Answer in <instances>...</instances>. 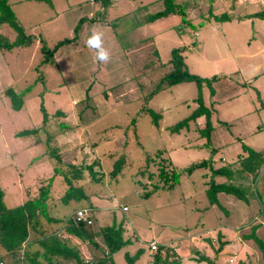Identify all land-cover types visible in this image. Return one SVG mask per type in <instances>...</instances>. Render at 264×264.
<instances>
[{"label":"rangeland","instance_id":"rangeland-1","mask_svg":"<svg viewBox=\"0 0 264 264\" xmlns=\"http://www.w3.org/2000/svg\"><path fill=\"white\" fill-rule=\"evenodd\" d=\"M49 1L7 0L18 25L34 39L25 46L0 49V188L5 206L17 205L24 199L19 193L22 186L33 195L38 173L47 176L54 173L52 167H57L71 174L68 166L73 165L82 170L80 180L74 183L81 185L87 199L95 200L89 202L92 230L120 224L122 238L129 242L111 255L114 264H126L125 254L131 256L139 248L143 252L133 264H152L156 252L167 254L170 261L178 260L179 264H206L194 261L198 255L192 250L197 247L210 256L213 264H264V255L255 242L243 237L257 222L259 228L253 230L264 244V212L254 193L248 190V199L253 203L249 202L248 208L232 222L226 214L229 202L223 201L219 208L207 202L202 177L208 172L207 162V167L182 172L171 188L160 184L153 188L157 166L153 164L156 159L151 161L157 151H162L175 169L182 170L201 159L210 160L213 165L230 162L241 150V144L264 150V115L259 116L262 133L228 132L231 128L226 125L214 127L217 132L211 133L212 142L206 145L199 134L203 127L197 128L196 122L187 132L169 131L174 121L185 118L188 104L193 105L189 96L196 95L194 82L187 83L192 84L193 90L184 96L185 102H172V93H179L177 87L159 90L149 100L151 91L169 70L163 65L169 60L172 47L187 50L184 60L193 74L203 71L209 75L214 70L210 63H203L202 59L199 62L201 56L209 61L230 57L246 73L247 68L255 67L252 73L257 74L258 67H264V52H254L264 43V0H176L186 3L185 17L197 28L180 25L178 15L171 14L154 21L146 32L138 23L145 13L161 8L158 0H105L106 5L102 0ZM144 2L148 6L141 10L143 6L138 4ZM258 12L263 13L253 15ZM222 15L229 19H212ZM199 22L203 24L198 26ZM177 29H181V34ZM92 31L103 33L109 62L97 61L95 50L86 46ZM148 33L151 36L144 37ZM0 35L10 43L16 32L1 24ZM64 38L72 39L53 52V63L43 62L40 47L44 44L45 48H52ZM248 55L252 58L246 59ZM200 63L207 69L194 67ZM69 65L78 68L68 74L65 69ZM234 83L241 89L238 81ZM186 86L183 85V92H188ZM7 89L19 97L23 94L19 109L11 107L4 94ZM251 91L248 89V94L256 95L255 89ZM166 104L170 110L163 113ZM260 105L264 110L259 97L257 107ZM143 107L157 114L156 125L151 115L141 110ZM44 122L48 125L40 128ZM199 125L204 126L202 122ZM38 126L41 135L34 134L38 143L34 144L28 137L30 130ZM38 157L42 160L36 164ZM96 158L98 163L93 164ZM115 159H120L122 166L112 174ZM89 165L93 175L86 169ZM57 176L54 186L59 193L64 185L60 174ZM257 186L264 191V172ZM227 198L235 200L231 195ZM87 199L56 200L49 212L59 209L58 215L66 218L76 209L88 206ZM203 227L205 231L201 230ZM151 241L155 242V249L149 247ZM219 244L222 249L216 253ZM106 252L104 249L98 256ZM19 257L21 249L14 256L2 255L7 264H15Z\"/></svg>","mask_w":264,"mask_h":264},{"label":"trees","instance_id":"trees-1","mask_svg":"<svg viewBox=\"0 0 264 264\" xmlns=\"http://www.w3.org/2000/svg\"><path fill=\"white\" fill-rule=\"evenodd\" d=\"M36 1H43L48 4L50 3L49 0ZM104 1L105 0H102V4L106 5ZM158 1L161 2V8L152 13H145L144 18L140 20L138 25L151 23L161 17L174 14L178 15V23L180 25L187 26L190 29L197 28L196 25H194L185 17V2L179 3L176 0ZM144 6L146 5H143V7ZM261 13L263 12L254 13L253 15L260 16ZM212 19L214 21H224L226 19H229V17L225 15L212 16ZM1 24H6L11 27V29L16 32V37L12 42L8 43L4 39V37L0 35V49H10L15 46H25L32 41L33 36L25 34L22 28L18 25L16 18L10 8V5L7 3V0H0V25ZM177 24H175V26ZM202 24L203 22H199L198 26ZM77 27H75V30L77 29ZM177 32L181 34V29H177ZM72 38H64L62 40H59L54 46H52V48H45L43 44L40 47V51L43 54V62L49 64L52 63L53 61L51 59V55L53 54V52L63 43L71 41ZM183 49L184 48L180 46L172 47L170 49V70L162 78L160 84L154 88L153 92H151L150 95L161 89L162 84L167 87L181 82H194L197 86L196 102L198 106L194 110H192L188 116L170 126L169 131L171 133H178L181 129L188 128L189 122H195L196 118L199 115H203L204 126L201 130H199V134L202 138L205 139L206 145H208L210 143L209 139L211 130L209 121L210 113L204 108L201 103L200 86L202 83H208V80H212L214 79V77L208 79L199 77L196 74L189 72L181 56ZM4 94L9 98L11 107L13 109L20 108V98L23 94H21L19 97L18 94L14 93V91H12L11 89H7ZM141 110H143L144 113L146 112L150 114L154 124H157V114H155V112L146 107H143ZM162 153V151H157L154 154L153 158H151V161L156 159V162L154 163L153 161V164H156L157 166V183H154L152 185L153 188H157L159 184L164 185L167 188H171L178 182L179 175L182 172L190 171V169L194 167H207V162L208 170H210L211 176H209V179L204 183V191L208 204L216 205L218 208L221 206L217 199L218 193H225L233 196L236 199L247 201L248 190L252 193L256 192V190H254V183L264 161L261 153L256 152L253 149L241 144V153H238L236 155L237 158L233 165H223L213 168L210 160H201L200 162L191 164L185 169L177 170L170 166L168 159L164 157ZM92 163L97 164V158L93 160ZM121 166L122 163L120 159L113 160L110 173L116 174L120 170ZM91 167L92 166L89 165L86 167V169H88L90 174L93 175ZM68 168L71 170V174H69L68 170L62 171L60 168L54 167V173H52L51 176L46 177L45 179H42L38 182V185L34 190V194L31 197H27L22 203L15 206H5L3 202V193L0 188V259H2L3 253L9 254L11 256L16 255L17 253H19L21 246L24 244L25 248L21 254L23 263L26 262L24 264H114L111 261V255L129 243L128 240L122 238V226L120 224L112 223L111 225H103L97 231H95L92 230V227L90 226L92 220L91 216L89 215L87 218H89L91 222L87 224L86 221L76 219L75 212H72L66 218L60 217L58 219H55L56 216L53 217V214L49 212V199H52V182L53 178L58 174H60L61 176V183L64 185V190L57 200L68 202L71 199H87V196L81 191V185L74 183L81 178V168L75 167L73 165L68 166ZM204 175L205 174H203V176ZM214 177H222L223 179L216 181L214 180ZM241 177H243L244 180L246 177L247 182H249L248 185H244L243 181L237 180V178ZM245 186L247 190L245 189ZM87 201L89 205L81 208H87L89 212L90 208H92V205H90L89 203V198L87 199ZM259 201L261 207L264 208V199H260ZM29 229L34 230L35 232L38 230L37 237L31 240V243L27 242ZM253 229L255 230V226L252 227V230L248 234L243 235V237L253 240L264 255V244L262 240H260V238L255 235ZM201 230L205 231L206 229L203 227ZM63 233L68 237L65 238V235ZM95 236L101 237L107 252L95 260L90 259L86 261L81 256L77 244L71 239L75 238L80 242L87 241L88 243H92L93 245H95V242L93 241ZM35 243L38 248L32 249ZM221 249L222 244H219V246L215 249V252L218 253L219 251H221ZM142 252L143 250L139 248L135 250L134 254L131 256L125 254L124 258L126 264H133V262ZM192 253L198 255L194 259L196 263L203 262L206 264H213L210 256L204 252H201L198 248H194V250H192ZM39 260H41L42 262H39ZM152 264L179 263L178 260L170 261L167 258V254L161 255L160 253L156 252L153 255Z\"/></svg>","mask_w":264,"mask_h":264},{"label":"crops","instance_id":"crops-1","mask_svg":"<svg viewBox=\"0 0 264 264\" xmlns=\"http://www.w3.org/2000/svg\"><path fill=\"white\" fill-rule=\"evenodd\" d=\"M147 3L148 2H144V3H140L138 5L139 6H143V5L147 4ZM147 6L148 5L144 6L142 8V10L146 9ZM152 23L153 22L146 23V24H143V25H138V26H139V28H141L143 31L146 32L147 30H149V28H147V27L150 24H152ZM149 34L150 33L146 34L144 37L151 36ZM142 39H144V38H142ZM150 41H151V43H153V40H150ZM262 44L263 45H261V47L258 46V48L254 51L255 55L264 52V43H262ZM192 50H193V48H192ZM186 51L187 50L183 49V52L181 53V55H182V58H183V62L186 65V67H187V69L189 71V66L184 60V56H185ZM125 52L128 55L129 52H127V51H125ZM247 58H252V57L248 55V56H246V59ZM201 59H202L203 63H206V64L210 63L212 65V67H214V70L212 72L208 73L209 75H206L207 73H204L203 71H194L195 72L194 74H196L199 77L208 78V79H210L211 77H214V79L208 80V83H202L201 86H200V100H201V103L204 106V108L210 113L209 114V121H210V125H211L210 139H209L210 143L212 142L211 141L212 140L211 133L212 132H217L216 130H214L215 129L214 127H222L224 125H226L225 127L227 129H229L228 127L231 128V129H229L228 132L234 131V132H238V133H243V132H246V133H260L261 132L262 133L263 132V126H262V123L259 122V116L260 115H264V110H263V107H261V105L259 107H257V103H258L259 97H260V100L264 102V84H263V82H264V67H262V68L258 67V69H260V71H258L257 74L252 73L255 70V67H253L250 70H249V68H247L248 73H246L245 69L238 67V65L235 63V61L232 58H230V57H222L219 61H217V60L209 61L205 57L201 56L200 59H199V62H200ZM125 63L127 65H129V66L131 65V63H129L128 58H125ZM203 63H200L199 65H195L194 67L195 68H199L200 70H206L207 68L201 66ZM163 66H165V68H167V69L169 67V70H170L169 60L167 62H165V64ZM163 66L160 65V68H162ZM212 67H211V69H212ZM74 68H78V67H71L69 65V66H66L65 70L67 71L68 74H70L73 71ZM141 70H144V69H141ZM166 74H164V76ZM59 75H60V77H62L61 76L62 72H61V74L59 72ZM233 76L240 77V79L243 80L244 82L241 81L240 79H238V80L232 79ZM5 79H7L6 76H5ZM248 79L252 81L251 82L252 84L249 83ZM161 80L159 79V82H161ZM234 81H238V85L239 84L241 85V89L239 87L235 86L236 84L234 83ZM2 82H6V81L3 80ZM187 83H192V82L191 81H189V82H181V83L174 84V85L167 86V87H165L164 84H162V87L159 90L171 91V89H173L174 87H177L176 89H177V91H179V93L176 94L177 96H174V93H172L171 99H173L172 102H174V104L176 102L178 104L180 102H185L184 96L187 93H191L192 90H193L192 84H187ZM183 85H188V86H186V89H187L188 92H183V91H185V88L183 87ZM243 86H244V88H242ZM248 89L250 91H251V89H253V91L255 89L257 91V92L255 91L256 95L250 94V93L248 94ZM153 90L151 92H153ZM159 90L156 91L155 94L157 92H159ZM231 90H232V92H231ZM227 93H229V95H227ZM251 93H253V92L251 91ZM152 95H154V93ZM152 95H150L149 100L153 97ZM254 96H255V98H254ZM175 97H176V100L174 99ZM196 97H197V86H196V95L189 96V98L191 99V103L193 105L188 104V107L185 108V110L187 112L185 113L184 117L188 116L191 113V111L194 110L198 106V104L196 102ZM252 98L255 99V103H254ZM169 104H172V103L170 102ZM164 108H165V111L163 113L169 112L170 109H169V106L167 104L164 105ZM175 108H176V106H175ZM252 115H256V117H252ZM244 116H246V117L244 118ZM255 119H257V121H255ZM178 121H180V120L174 121V123H176ZM195 122L198 124L197 128L201 129L203 126H200L199 122H202L203 125H204V117H203V115H199L196 118ZM195 122H192V123L189 122L188 127L191 126ZM45 123H46V125H48V122H44L41 125L40 128H45ZM187 129L188 128H185V131ZM181 131H183V129H181L179 131V133ZM30 132H31V134L29 135L28 139L31 140L32 142H34V144H38L37 141H36L37 138L34 136V134L38 133L39 135H41V133L39 132V126L36 129L35 128L31 129ZM221 132H223V130H218V133H221ZM179 133H176V134H179ZM173 134H175V133H173ZM210 143L208 145H210ZM186 144H189V143H186ZM186 144H185V146H186ZM243 145H245V144H243ZM245 146H247V145H245ZM247 147L251 148L250 146H247ZM168 148L172 149L170 146ZM254 151L261 153L262 157L264 159V150H254ZM238 153H241V150L235 154L234 158L230 162L224 163L223 160L221 159V161L223 163H219L217 165H213L212 161H211V165H212L213 168L218 167V166H223V165H228V166L233 165L235 163V160L237 158L236 155ZM165 155H166V153H165ZM42 157H38L37 161H35V163L38 164L39 163V159L42 160ZM167 159H168V162H169L170 166L174 168L172 163L169 161V158H167ZM201 160H204V159H201ZM197 162H200V161H197ZM177 170H180V169H177ZM52 171H53V167H52ZM263 172H264V161H263V164H262V166H261V168L259 170L258 176H257V178L255 180V183H254V188L256 190V192H254V196H255V198L257 199V201L259 203H260V201H259L260 199H264V195H263L264 191H263L262 188H259V186H257V183H258V179H259L261 173H263ZM52 173L53 172H51L50 175H47V176L42 175V172L38 173V176L35 179V181H36L35 185H36V183L38 181H40L42 179H45L46 177L51 176ZM203 174H205V175L203 176ZM209 176H210V171L209 170L206 173H202V177H203L204 183L209 179ZM58 177L59 176H55L53 178L52 187H51V197H52V199L51 200L49 199V207H50L51 204L52 205H53V203L55 204V201L58 199V197L60 196V194L64 190V189H62L61 192H59V193L56 192L59 189H57L54 186V183H55V181H57V179L55 180V178H58ZM222 179H223L222 177H214V180H216V181H219V180H222ZM237 180L238 181H243L244 185H248V183H249V182H247L246 177H245V180L243 179V177L237 178ZM22 188H24V191H22ZM22 188L19 191V193H20L21 196L23 195L24 199L20 203H22L27 197H31L32 196V195H30V193L28 191L30 189L25 188L23 186H22ZM245 189L247 190L246 186H245ZM34 190H35V188H34ZM2 193H3V190H2ZM247 196H249V191L247 192ZM3 197H4V193H3ZM227 197H228V194H225V193H218L217 194V199H218L220 205L223 206V204H222L223 201L229 202V204H227V207L229 208V210L226 207L225 208L227 210L226 211L227 219L231 220L232 222H235L236 218H238L240 216V213L245 211V207L248 208L249 202L253 203V200H250L248 198H247V201H242V200H239V199H236V198H234L236 201L235 200L231 201ZM89 201H91V204H92V202H94L95 200L91 199V197H90ZM20 203H18V204H20ZM262 210L264 212V208H262ZM51 214H53L52 215L53 217L56 216L55 219H58V218L61 217V216L58 215L59 214V209H54L53 212H51ZM261 217H262V221H264V213H263V215H261ZM253 226H255V229L259 228L258 227L259 224L257 222ZM38 227H41V226H38ZM33 231L34 230L29 229L27 242H30L31 240L35 239V237H37L38 230L36 232L34 231L35 233ZM67 237L68 236L65 235V238H67ZM97 238L98 237L95 236L94 239H93V241L95 242V245H93L92 243H88L87 241L80 242V241L76 240L75 238H72L71 240L74 241L77 244V246L79 248V251H80V254H81V256L83 258H85V260H86L87 257L89 259H91V260L92 259L95 260L98 257H100V256H98V253H100L101 251L106 249L105 246L103 247L104 244H101ZM24 248L25 247H24V244H23L21 246V253L24 251ZM36 248H38V247L36 246V243H35L34 247L32 249H36ZM40 261L41 260H39V262ZM22 262H23V258H22ZM24 263H26V262H24Z\"/></svg>","mask_w":264,"mask_h":264},{"label":"clouds","instance_id":"clouds-1","mask_svg":"<svg viewBox=\"0 0 264 264\" xmlns=\"http://www.w3.org/2000/svg\"><path fill=\"white\" fill-rule=\"evenodd\" d=\"M86 46L94 49L96 53V60L99 62L107 63L110 60V53L104 47L103 33L100 31H92L91 35L86 40Z\"/></svg>","mask_w":264,"mask_h":264},{"label":"built area","instance_id":"built-area-1","mask_svg":"<svg viewBox=\"0 0 264 264\" xmlns=\"http://www.w3.org/2000/svg\"><path fill=\"white\" fill-rule=\"evenodd\" d=\"M125 208L123 207L122 210H124ZM75 216L76 219L78 220H82V221H86L87 224H89L91 222V220L88 217V209L87 208H81L75 211ZM149 247L150 248H154L156 247V244L154 241H151L149 243ZM22 254V253H21ZM0 264H7L4 260L0 259ZM15 264H23L22 262V256L19 257V259L17 260V262Z\"/></svg>","mask_w":264,"mask_h":264}]
</instances>
